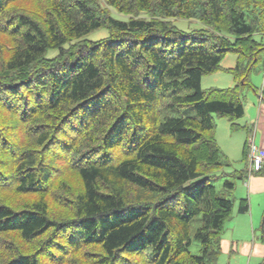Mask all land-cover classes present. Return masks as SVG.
Instances as JSON below:
<instances>
[{"label": "trees", "instance_id": "trees-1", "mask_svg": "<svg viewBox=\"0 0 264 264\" xmlns=\"http://www.w3.org/2000/svg\"><path fill=\"white\" fill-rule=\"evenodd\" d=\"M257 35L264 0H0V264H218L213 116L242 128ZM228 53L235 85L202 90Z\"/></svg>", "mask_w": 264, "mask_h": 264}, {"label": "rangeland", "instance_id": "rangeland-1", "mask_svg": "<svg viewBox=\"0 0 264 264\" xmlns=\"http://www.w3.org/2000/svg\"><path fill=\"white\" fill-rule=\"evenodd\" d=\"M104 4V3H103ZM112 16L118 19H126L128 16L121 15L116 13L115 10L110 9ZM174 25L178 30L181 31H192L197 30L201 25L197 21H186V20H175ZM107 37V31L104 29L95 30L89 33L85 38L89 41H96ZM257 41L262 40L264 42V36H255ZM54 52L50 51L48 55H52ZM237 61V55L234 53H228L224 56L221 61L220 67L221 70L218 72L205 75L201 78L200 86L202 90L209 89H229L235 85V80L232 74L229 72V69L233 68ZM248 81L252 88H245L240 93L241 102L244 105V116L243 118L234 121L233 123L241 126L242 128L236 131L232 130L231 122L227 118H220L217 116L214 117L215 121V138L217 146L220 152L223 154L225 161L228 166L220 168L209 178L210 184L215 186L219 196L230 199L233 202V211L231 217L225 222L223 229V238L233 236L239 238L240 240H246L244 229L236 228L234 229L233 224L236 223L233 219L235 213L237 216L242 215L238 213L239 200L241 194H243V189L241 188V181L244 179L241 171L247 169L248 159L243 156V146L246 141L247 136L251 131V125L255 121L257 116L258 107L260 105L259 97L261 95L262 87L264 85V53L260 55L259 61L252 66ZM181 94L189 95L192 93L191 89L184 90L180 92ZM195 115V110L193 106L180 107L176 109L169 110L168 116L171 117H186ZM245 128V129H244ZM252 130V128H251ZM16 131L17 136L19 132ZM248 153V150H247ZM228 181L233 183L234 188L228 189L224 184ZM23 201V200H22ZM199 225V217H196L193 221V227L196 228ZM236 225V224H234ZM250 241L256 243L264 244L262 240V230L254 228L251 231ZM245 242V241H243ZM15 244V243H14ZM15 246H17L15 244ZM241 246V243L238 241V247ZM27 250L32 249V246L27 245ZM199 244L196 241H193L190 246V251L193 254H197L199 251ZM223 256L219 262L224 264ZM238 257L240 255L238 254ZM233 262V261H231ZM263 259H253L250 264H261ZM248 259L241 258L240 264H247Z\"/></svg>", "mask_w": 264, "mask_h": 264}, {"label": "crops", "instance_id": "crops-1", "mask_svg": "<svg viewBox=\"0 0 264 264\" xmlns=\"http://www.w3.org/2000/svg\"><path fill=\"white\" fill-rule=\"evenodd\" d=\"M251 128L249 129V131H251L249 135L252 136L254 144L264 152V104L262 102H260L257 116L251 125ZM249 166L250 164L248 160L247 169L241 171L244 175V179H242L240 183L241 188L243 189L241 198L248 201L249 208L246 213L239 216L235 213L233 217L234 220L235 217L237 218L235 221L236 223H234L236 225L233 224L234 229L235 226L238 230L243 228L247 239L240 240L236 237L233 238V236L223 238L222 234V253L219 260L223 256H226L224 257V264H240L241 258H247V264H250L253 259L264 260V244L250 241L251 231L254 228L262 230V240H264V169L261 173L252 174L249 172ZM238 241L241 243L240 247H238ZM238 254L241 258L238 257ZM218 264H220L219 261Z\"/></svg>", "mask_w": 264, "mask_h": 264}, {"label": "built area", "instance_id": "built-area-1", "mask_svg": "<svg viewBox=\"0 0 264 264\" xmlns=\"http://www.w3.org/2000/svg\"><path fill=\"white\" fill-rule=\"evenodd\" d=\"M249 158L251 163V171L258 172L264 166V152L259 150L253 143V140H248Z\"/></svg>", "mask_w": 264, "mask_h": 264}]
</instances>
